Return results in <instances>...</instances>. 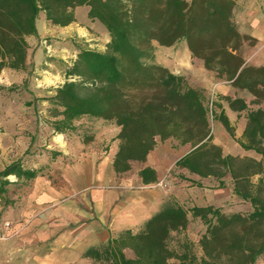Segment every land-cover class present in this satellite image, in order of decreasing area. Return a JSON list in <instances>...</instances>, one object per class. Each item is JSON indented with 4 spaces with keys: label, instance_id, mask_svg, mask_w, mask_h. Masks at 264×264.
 <instances>
[{
    "label": "trees",
    "instance_id": "16d2710c",
    "mask_svg": "<svg viewBox=\"0 0 264 264\" xmlns=\"http://www.w3.org/2000/svg\"><path fill=\"white\" fill-rule=\"evenodd\" d=\"M236 3L0 0V71L28 72L27 39L39 37L37 21L42 12L52 25L65 27L76 21L78 7L87 6L89 19L103 25L110 35L105 51L79 48L77 58L64 70L66 81L47 97L55 133L77 131L76 122L85 117L116 123L120 127L114 159L118 173L130 170L132 162H145L159 141L190 144L191 151L177 161V168L201 178L216 177L219 188L226 187L224 177L230 175L234 194L253 207L248 214H227L214 205L188 208L170 196L140 229L110 233L106 244L90 248L84 258L107 264H257L264 259V178L252 181L264 174V65H250L244 58L242 45L253 46L257 41L239 32L233 18ZM181 42L187 43L193 57L202 60L218 80L249 92L254 97L251 104L258 107L251 108L242 97L213 100L205 88L156 61L155 43L172 47ZM5 89L0 85V93ZM221 100L233 110L247 112L243 139L236 138ZM211 118L219 120L242 148L254 150L261 159L225 154L214 143ZM50 154L56 158L61 153ZM44 174L43 169L25 166L21 159L0 170L4 212L16 204L9 198L14 183L10 176L26 189ZM139 174L144 184L158 181L157 171L151 167ZM180 177L186 179L183 174ZM192 220H200L206 228L199 240L201 254L187 235Z\"/></svg>",
    "mask_w": 264,
    "mask_h": 264
},
{
    "label": "crops",
    "instance_id": "0c3cea01",
    "mask_svg": "<svg viewBox=\"0 0 264 264\" xmlns=\"http://www.w3.org/2000/svg\"><path fill=\"white\" fill-rule=\"evenodd\" d=\"M83 7L86 8L88 17L89 7ZM79 8L76 9V21L65 26L66 28L79 22ZM233 18L242 35H248L257 41L253 46L247 43L242 45L246 62L254 66L264 65V0H237ZM41 20V23L47 20L44 12L37 21L39 37L30 36L27 39L28 72L31 73L33 62L35 66L40 65L42 68L51 66L52 63L42 46L32 48V40L41 42L43 37ZM106 32L110 39L107 30ZM155 46L156 61L159 64L175 74L186 75L196 86L205 88L211 97H216L217 100L219 96L242 97L251 108L258 107L251 104L254 97L249 92L236 89L229 81L218 80L214 72L205 68L202 60L193 57L186 42L172 47H164L158 43ZM165 54L174 58L166 57ZM33 57L36 58L35 61ZM221 102L235 127L236 138L243 139L247 112L233 110L225 100ZM213 121L214 143L221 146L225 154L261 159V155L254 150L242 148L219 120ZM62 135L53 136L52 145L60 147L51 149L63 154L56 158L50 154L53 163L48 169L49 174L36 178L34 193L24 198L29 206L22 209V214L31 216L33 205L37 207L36 217L32 218L21 235L0 242V264H85L92 261L84 258L87 250L106 244L110 233L118 235L127 229H140L161 210L170 196L178 200L190 199L193 206H217L214 198L205 201L203 186H214L212 191L219 195L228 190V175L224 177L226 187L219 188L220 180L216 177L201 178L187 169L177 168V161L191 151L190 144L179 145L174 139L159 141L145 162H132L130 170L118 173L114 169V159L119 148L108 156H102L98 152L75 153V158L70 157L75 161L73 164H61L60 159L64 154L74 152L67 142L65 145L68 147L63 149L66 136ZM135 163H139L136 169ZM146 167L157 171L156 183L144 184L139 172ZM170 169L176 170V173L181 172L189 182H180L181 179L178 180L179 177L172 174ZM192 181L201 183V186ZM230 191L233 192V187Z\"/></svg>",
    "mask_w": 264,
    "mask_h": 264
},
{
    "label": "rangeland",
    "instance_id": "374dc122",
    "mask_svg": "<svg viewBox=\"0 0 264 264\" xmlns=\"http://www.w3.org/2000/svg\"><path fill=\"white\" fill-rule=\"evenodd\" d=\"M77 13L79 22L67 28H55L47 20H44L43 23H41L42 20L40 21L43 37L41 42L33 39L32 48L36 47L37 49L42 46L47 57L53 59L51 66L47 65L42 68L40 65L35 66L33 62L31 75L24 71L15 72L7 68L0 71V85L6 87L0 93V170L13 161L21 159L27 167L43 169L45 174L41 177L49 174L48 169L53 163L50 155V152L53 151L51 147L56 149L60 147L59 145H52V138L63 135L55 133L52 128L51 123L55 118L52 115V106L46 99L54 94L55 88L66 81L64 70L77 58L79 48L105 51L110 41L103 26L99 22L89 20L85 7H80ZM165 56L174 58L168 54ZM35 59L33 57V61ZM11 87L14 88L9 89ZM212 99L217 98L212 97ZM211 121L213 124L212 118ZM75 125L77 131L64 134L66 138L63 140V149L68 147L65 145L67 142L74 152L73 154H64L63 158L59 157L62 160L61 164L66 166L73 164L75 161L70 157H74L75 153L98 152L102 156H108L114 149L119 148V140L116 137L120 132V127L116 123L85 117L77 121ZM88 139L91 140L86 141ZM59 153L63 154V152ZM134 167L135 169L138 168L139 163H135ZM175 171L170 169L172 174L179 177L178 180L181 179L180 182L188 180V178L182 179L180 177L181 172L176 173ZM260 177L264 178V174L254 176L252 181L257 183ZM9 179L14 182L9 187V198L14 200L16 204L4 212L0 202V242L9 241L21 235L37 213V207L32 205L33 214L31 216L22 214V209L29 206L24 198L34 193L35 180L30 182L25 189L22 184L17 183L15 176H10ZM228 181V190L222 195L213 192L215 187L212 185L203 186L205 201H208V198L216 199L214 201L217 206L213 205L227 214L250 213L253 209L251 203L238 198L230 191V188L233 187V179L230 175H228ZM179 201L188 208L193 206V201L190 199ZM205 229L200 220H192L187 230V235L196 244V250L199 254L202 252L199 247V240ZM126 253L129 257L133 256L131 251ZM85 264L107 263L90 261ZM257 264H264V259H260Z\"/></svg>",
    "mask_w": 264,
    "mask_h": 264
},
{
    "label": "built area",
    "instance_id": "2783aa9c",
    "mask_svg": "<svg viewBox=\"0 0 264 264\" xmlns=\"http://www.w3.org/2000/svg\"><path fill=\"white\" fill-rule=\"evenodd\" d=\"M210 108H211V115H212V104H210Z\"/></svg>",
    "mask_w": 264,
    "mask_h": 264
}]
</instances>
